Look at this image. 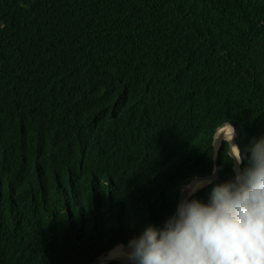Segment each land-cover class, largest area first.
Instances as JSON below:
<instances>
[{
	"label": "trees",
	"instance_id": "obj_1",
	"mask_svg": "<svg viewBox=\"0 0 264 264\" xmlns=\"http://www.w3.org/2000/svg\"><path fill=\"white\" fill-rule=\"evenodd\" d=\"M231 124L242 152L264 134V0H0V264L162 226Z\"/></svg>",
	"mask_w": 264,
	"mask_h": 264
},
{
	"label": "clouds",
	"instance_id": "obj_2",
	"mask_svg": "<svg viewBox=\"0 0 264 264\" xmlns=\"http://www.w3.org/2000/svg\"><path fill=\"white\" fill-rule=\"evenodd\" d=\"M232 131V129H227ZM226 140L230 179L207 200L182 197L162 226H147L120 245L131 264H264V134L242 152Z\"/></svg>",
	"mask_w": 264,
	"mask_h": 264
},
{
	"label": "water",
	"instance_id": "obj_3",
	"mask_svg": "<svg viewBox=\"0 0 264 264\" xmlns=\"http://www.w3.org/2000/svg\"><path fill=\"white\" fill-rule=\"evenodd\" d=\"M227 125H222L220 127H218L213 135V148H214V171L207 175V176H199L195 179H192L191 181H189L188 183H186L182 189H181V192H180V195H179V199H178V203L179 201L182 199L183 196L189 194V193H195L197 190H199L200 188H202L204 185H206L207 183H209L210 181L216 179L218 177V166H219V154H220V149L223 145V142L225 140H227L226 138V131L224 130L225 127ZM230 127H232V129L234 130V134L232 135V138H231V143L233 144H236L235 143V135H236V132L238 131V128L234 125V124H231V125H228ZM230 149L228 150V153H229ZM233 162H234V165L236 164L235 160L233 159ZM201 183H204L203 186H201L199 189H196V190H193V187L198 185V184H201ZM122 245H127V244H123ZM115 248V247H114ZM112 250V249H111ZM107 254V252H105L104 254H102L101 256H99L98 258L94 259L90 264H108L110 262H113V261H117V262H120V263H123V264H130L131 262L124 259L123 257H112V258H109V259H106L104 258V256Z\"/></svg>",
	"mask_w": 264,
	"mask_h": 264
},
{
	"label": "bare ground",
	"instance_id": "obj_4",
	"mask_svg": "<svg viewBox=\"0 0 264 264\" xmlns=\"http://www.w3.org/2000/svg\"><path fill=\"white\" fill-rule=\"evenodd\" d=\"M232 129L231 127H225V131H226V137H231L232 138V135L234 134L233 132V129L232 131H227V129ZM201 186V184L199 185H196L193 187L192 191L193 190H196L197 188H199ZM120 246V245H119ZM123 257V251L120 247L116 246L115 248H113L112 250L108 251L107 254L104 256V258L106 259H109V258H112V257Z\"/></svg>",
	"mask_w": 264,
	"mask_h": 264
},
{
	"label": "rangeland",
	"instance_id": "obj_5",
	"mask_svg": "<svg viewBox=\"0 0 264 264\" xmlns=\"http://www.w3.org/2000/svg\"><path fill=\"white\" fill-rule=\"evenodd\" d=\"M226 138L228 139V137H226ZM198 185H199V184H198ZM203 185H204V183H201V186H203ZM201 186H200V187H201ZM200 187H199V188H200ZM199 188H197V189H199ZM120 245H122V244H120ZM118 246H119V245H118Z\"/></svg>",
	"mask_w": 264,
	"mask_h": 264
}]
</instances>
